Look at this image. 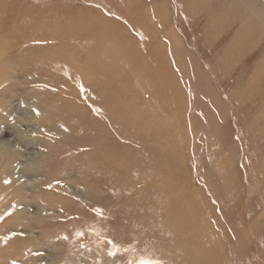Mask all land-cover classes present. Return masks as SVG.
I'll use <instances>...</instances> for the list:
<instances>
[{"label":"rangeland","instance_id":"rangeland-1","mask_svg":"<svg viewBox=\"0 0 264 264\" xmlns=\"http://www.w3.org/2000/svg\"><path fill=\"white\" fill-rule=\"evenodd\" d=\"M240 1L0 0V264H264L217 176L223 154L241 181L236 148L264 162L249 121L264 119V0L221 29ZM98 85L109 171L139 198L77 179L86 150L64 122L102 119ZM250 207L264 223V203Z\"/></svg>","mask_w":264,"mask_h":264},{"label":"bare ground","instance_id":"bare-ground-1","mask_svg":"<svg viewBox=\"0 0 264 264\" xmlns=\"http://www.w3.org/2000/svg\"><path fill=\"white\" fill-rule=\"evenodd\" d=\"M245 0H241L240 3L233 5H226L224 7H228V17L227 19L223 20L224 24L221 29L230 28V22L236 21V17L238 13V8L240 11L243 10L247 11L246 5H244ZM225 11V10H223ZM236 14V15H235ZM250 25L254 26L257 24L256 19L250 18ZM246 38L242 42H238V44L233 45V55L234 57H238L241 53H246L248 50H252V42L250 39ZM264 58V49L263 53L261 54ZM259 57V56H258ZM260 62H264V59H259ZM262 67V78L264 79V64L261 65ZM241 68V67H240ZM239 69V68H238ZM100 88V95L102 96L101 101V109L97 112L101 116L100 119H96L91 115L93 111L84 110V111H75V110H68L67 112V120L64 122V128L67 130L69 135L71 136V141L69 146L75 148L74 146L82 147L86 151L81 157L76 160L77 163V170L76 176L78 181L86 188H89L93 193H99L100 191L108 190V191H115L117 193L126 194L133 198H139L138 191L136 189V181L132 179L126 181L125 176V169L123 167H117V170H113L114 173L109 171V159L105 156L106 153V136L107 132L105 130V117L107 111L105 109L106 101H104L106 87L104 85H98ZM259 94L255 93V97H258ZM254 97V98H255ZM253 98V100H254ZM261 106V104H259ZM131 121L135 120V117L129 116ZM118 120V119H117ZM249 121H251V129L254 130L255 139L259 140L258 147L255 148V152L257 153L262 148V143L264 141V130L260 128V126L264 127V119L262 117L257 118L256 116H250ZM120 122V121H119ZM241 134H247V130L244 127L242 129ZM100 141L99 148L96 147L95 141ZM243 146V145H242ZM245 148V147H244ZM247 150L242 152L241 149H235V156L237 157L240 154L241 158L238 156V161H242L243 164L240 165V169L238 168L239 176L241 181L235 183L232 187L230 186V177L228 171V165L225 163V157L223 154H218V161L219 165L217 167V176L220 183V192L225 195L223 196L226 200H228L232 205L235 206V210L232 213V223L236 228H243L246 227V233L248 236L251 234V243L254 242V239L261 240L264 242V236H258V227L257 222L260 221L262 224L261 231L264 232V223L262 221V216L258 217L257 212H255L251 207L255 205V202L264 203V174L259 177L258 181L253 180L255 176V171L258 172L264 170V162L257 158V161L260 164L257 165V161H255V153L248 155L249 147H246ZM237 152V153H236ZM16 156V155H15ZM14 157V156H13ZM14 160V159H13ZM12 162V161H11ZM257 167V169H255ZM10 170V169H9ZM8 171V170H7ZM6 172V170H5ZM7 173V172H6ZM5 174V173H4ZM131 175L132 174H128ZM74 176V177H76ZM93 178L94 180L89 179ZM125 177V178H124ZM256 177V176H255ZM255 179V178H254ZM243 181V182H242ZM251 181V182H250ZM250 187V188H249ZM252 190V193H249V190ZM243 203H249V207L246 210V215L243 216L241 209L243 207ZM264 217V215H263ZM235 220V221H233ZM245 223V224H244ZM251 246V244H250Z\"/></svg>","mask_w":264,"mask_h":264},{"label":"snow or ice","instance_id":"snow-or-ice-1","mask_svg":"<svg viewBox=\"0 0 264 264\" xmlns=\"http://www.w3.org/2000/svg\"><path fill=\"white\" fill-rule=\"evenodd\" d=\"M142 264H143V262H142Z\"/></svg>","mask_w":264,"mask_h":264}]
</instances>
